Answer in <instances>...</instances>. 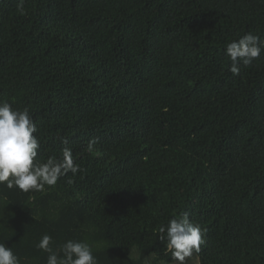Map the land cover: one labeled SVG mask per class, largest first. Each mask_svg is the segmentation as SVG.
Segmentation results:
<instances>
[{
	"label": "trees",
	"instance_id": "obj_1",
	"mask_svg": "<svg viewBox=\"0 0 264 264\" xmlns=\"http://www.w3.org/2000/svg\"><path fill=\"white\" fill-rule=\"evenodd\" d=\"M248 33L264 0H0V101L29 110L34 162L79 166L0 184V243L20 264H47L45 234L61 257L71 239L97 264H177L158 229L187 213L186 264H264V49L239 75L225 54Z\"/></svg>",
	"mask_w": 264,
	"mask_h": 264
},
{
	"label": "clouds",
	"instance_id": "obj_2",
	"mask_svg": "<svg viewBox=\"0 0 264 264\" xmlns=\"http://www.w3.org/2000/svg\"><path fill=\"white\" fill-rule=\"evenodd\" d=\"M19 10L23 14L22 2ZM262 49L264 39L251 33L228 43L225 54L231 61V73L239 75V65L249 66ZM36 131L27 108L14 110L8 102L0 101V184L8 189L15 186L23 192L43 191L45 185L54 186L69 171L73 174L79 171L70 148L63 149L61 160L49 157L46 162H34L39 148V140L33 135ZM94 144L95 140L90 141L89 148ZM158 232L159 239L167 241V250L177 264H186V258L198 254L204 243V230L193 224L187 213L173 217L167 225L160 226ZM51 243V236L45 234L37 245L49 253L47 264H97L86 242L67 240L60 248L62 257L53 251ZM0 264H20L19 258L4 243H0Z\"/></svg>",
	"mask_w": 264,
	"mask_h": 264
}]
</instances>
